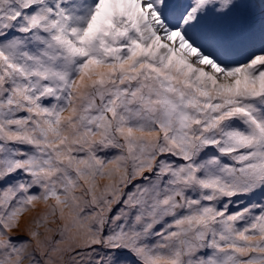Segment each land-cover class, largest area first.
Masks as SVG:
<instances>
[{"label": "snow or ice", "instance_id": "1", "mask_svg": "<svg viewBox=\"0 0 264 264\" xmlns=\"http://www.w3.org/2000/svg\"><path fill=\"white\" fill-rule=\"evenodd\" d=\"M0 264H264V0H0Z\"/></svg>", "mask_w": 264, "mask_h": 264}]
</instances>
